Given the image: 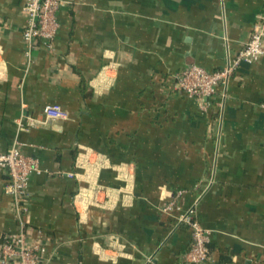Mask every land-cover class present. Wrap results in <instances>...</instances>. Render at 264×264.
<instances>
[{
    "label": "crops",
    "instance_id": "obj_1",
    "mask_svg": "<svg viewBox=\"0 0 264 264\" xmlns=\"http://www.w3.org/2000/svg\"><path fill=\"white\" fill-rule=\"evenodd\" d=\"M64 1L52 46L28 49L23 0H0V153L39 159L20 215L0 167V249L23 229L40 264H184L192 209L203 264H264V58L205 108L173 76L222 68L264 0ZM47 104L68 119L26 125Z\"/></svg>",
    "mask_w": 264,
    "mask_h": 264
},
{
    "label": "built area",
    "instance_id": "obj_2",
    "mask_svg": "<svg viewBox=\"0 0 264 264\" xmlns=\"http://www.w3.org/2000/svg\"><path fill=\"white\" fill-rule=\"evenodd\" d=\"M26 26L23 40L28 49L42 41L52 46L60 27L58 11L64 0H23ZM264 58V13L254 24L250 38L235 57H229L226 64L217 70H208L198 64H191L173 73L176 85L188 96L195 98L202 107L210 105L220 87H226L234 73L247 62L252 63ZM68 119L67 112L59 105L47 104L43 109V119L30 118L26 125L44 124L49 120ZM25 125L22 123L21 128ZM0 167L7 170L9 182L5 190L14 199L16 213L20 215L28 208L30 196V176L39 171V159L22 150V143H15L5 152L0 153ZM192 231V243L183 255L184 264H203L211 259L209 249L210 232L194 219V210L190 209L180 217ZM42 246L30 244L27 233L21 229L9 234L0 249V264H40Z\"/></svg>",
    "mask_w": 264,
    "mask_h": 264
}]
</instances>
